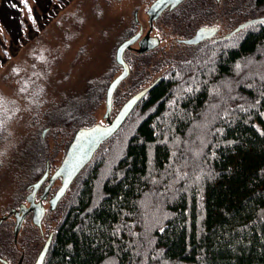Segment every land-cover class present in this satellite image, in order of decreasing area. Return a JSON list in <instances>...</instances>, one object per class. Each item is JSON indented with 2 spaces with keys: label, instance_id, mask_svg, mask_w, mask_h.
Instances as JSON below:
<instances>
[{
  "label": "trees",
  "instance_id": "obj_1",
  "mask_svg": "<svg viewBox=\"0 0 264 264\" xmlns=\"http://www.w3.org/2000/svg\"><path fill=\"white\" fill-rule=\"evenodd\" d=\"M175 1L166 8L185 2ZM251 10L264 17V0H253ZM141 36L124 52L130 71L139 68L126 98L118 99V89L127 77L117 86L111 117L116 99L122 110L139 96L110 136L98 145L100 131L80 133L109 122L94 123L91 114L122 71L79 98L69 111L76 119L53 117L62 121L61 134L73 132L63 159L73 147L91 143L95 149L75 175L74 190L59 201L62 213L43 264H264V19L210 40L154 80L144 63L154 46L142 47ZM0 40V59L10 60L6 32ZM42 135L34 134L31 146L17 145L8 164L26 195L0 214L1 257L10 246L11 255H19L23 228L16 214L28 206L36 182L51 173Z\"/></svg>",
  "mask_w": 264,
  "mask_h": 264
},
{
  "label": "rangeland",
  "instance_id": "obj_2",
  "mask_svg": "<svg viewBox=\"0 0 264 264\" xmlns=\"http://www.w3.org/2000/svg\"><path fill=\"white\" fill-rule=\"evenodd\" d=\"M157 1L42 0L44 5H40L36 0H28L32 9L30 13L28 7L18 0L21 31L17 38L4 31L0 21V36L6 32L9 38L6 48L13 56L10 60L0 59V97H3L0 100V126L1 129L5 127V134H0V214L18 203V199L22 200V194L26 195V192L17 190L14 173L8 167L16 158L14 148L17 145L31 146L34 134H43L49 144L52 174L61 164L73 134L72 130L69 135L60 133L62 121L53 122L55 113L59 117L69 115L71 120L76 119L77 113L70 115L69 111L79 104V98L83 99L98 80L111 81L122 71L116 63V50L125 38L143 30V33L151 32L158 40L148 50L149 62H144L150 64L148 67L153 70L151 76L154 80L168 72L176 62L190 58L210 40L228 35L240 25L263 17L251 10L253 0H214L211 3L208 0H188L189 5L185 0L183 5L168 7L153 19L150 11ZM152 22L153 31L148 30ZM201 29H211L212 35L197 42L185 41L195 37ZM138 42L134 45L138 46ZM134 54L129 52L131 59ZM41 56L45 59H40ZM16 67L19 72L13 71ZM138 68H132L121 82L118 99L126 98V88ZM118 99L114 103L113 116L119 110ZM100 103L101 106L91 114L94 123H105V95ZM35 166L36 163H32L29 168L31 180L38 173V170L33 172ZM75 184L76 180H73L69 194ZM60 185L59 179L52 191ZM62 202L54 210L50 209L49 203L46 204L43 232L35 226L30 215L19 235V255H11L10 250L14 253L15 247L10 246L4 257L16 264L25 249L23 264H33L46 237L55 230L62 213Z\"/></svg>",
  "mask_w": 264,
  "mask_h": 264
},
{
  "label": "water",
  "instance_id": "obj_3",
  "mask_svg": "<svg viewBox=\"0 0 264 264\" xmlns=\"http://www.w3.org/2000/svg\"><path fill=\"white\" fill-rule=\"evenodd\" d=\"M173 2H177L175 0H158L156 2V4L153 5L150 13L152 15V18L154 19L159 12H161L163 9H165L170 3L172 4ZM260 20V19H264V17H260L257 18L255 20ZM252 20V21H255ZM251 22V21H250ZM249 23V22H248ZM247 24V23H246ZM245 24L240 25L237 29H239L240 27H243ZM236 29V30H237ZM212 30L208 29V30H199L198 34L190 39L185 40L186 42H197L200 41L201 39L211 36L212 35ZM142 35V32H138L137 34L131 36L130 38L124 40L123 42H121L116 50V59L117 61L122 65L123 69L122 72L117 75L109 84L108 89H107V94H106V113H105V117L108 121L111 120V113H112V108H113V95L114 92L117 88V86L119 85V83L125 79L129 72H130V66L128 64V62L125 60L124 58V52L126 51L127 48L131 47V45L133 43H135L140 36ZM152 40V45L155 46V44L158 43V40L154 37L151 38ZM145 40V39H144ZM143 41H141V46L143 47ZM139 95L134 96L133 98H131V100L127 103V105L121 110V112L119 113V115L114 118L112 121H110V124L105 126V127H101V129L99 130L101 132L100 137L98 140H96V144H100V142L107 138L108 136H110L118 127L119 125L122 123L123 119L125 118L126 114L129 112V110L131 109V106L134 102H136V100L138 99ZM118 117H120V119H118ZM107 129V130H106ZM94 146L91 143H88L85 145V147H83L82 149L77 151L76 154V149L72 150L74 152H72V154L70 155V151L68 153V155L66 156V158L64 159L63 163L53 172V174L50 176L49 178V184L46 187V193L48 192V190L50 189V187L52 186V184L55 182V180L60 177L61 175H65V179L63 181L62 187L60 190L57 191L55 198L51 201V207L52 209L56 208V204L58 199H60L67 191L72 179L75 177V175L77 174V172L81 169V167L84 165V163L88 160L89 156L91 155V153L94 150ZM49 177V174L46 173L44 174L35 184L33 191L31 192V194L29 195L28 199L29 201H31V206L33 207H39L40 203L35 202V196L37 193V190L39 188V186H41ZM43 211V208H42ZM19 217V216H18ZM19 219V218H18ZM42 220V215L39 214V216L35 217V222L40 224ZM20 221V219H19ZM20 224V222H19ZM19 227V226H18ZM49 243L50 240L47 242V244L44 246V249L39 257V261L40 264H42L44 257L46 256L48 247H49Z\"/></svg>",
  "mask_w": 264,
  "mask_h": 264
},
{
  "label": "flooded vegetation",
  "instance_id": "obj_4",
  "mask_svg": "<svg viewBox=\"0 0 264 264\" xmlns=\"http://www.w3.org/2000/svg\"><path fill=\"white\" fill-rule=\"evenodd\" d=\"M141 37H143V38H142L143 40L145 39V40H144V43H147V42H149V41L152 40L151 38H154V36L151 35V32L143 33ZM120 112H121V110H118L117 113H116L113 117H111V120H110V121H112L114 118H116V117L119 115ZM110 121H109L107 124H105L103 127L109 125V124H110ZM98 145H99V144H98ZM83 147H85V145H80V146L75 147V148L73 147L72 149H70V155L72 154V152H74V151H72V150L76 149V154H77V151L80 150V149H82ZM94 148H95V147H94ZM65 158H66V157H65ZM65 158H64V159H65ZM64 159H63V161H64ZM62 163H63V162H62ZM51 175H52V174H50L49 177H48V179L45 181V184L43 185V191H42V193L40 194L39 197H37V194H38L40 188H42V186H39V188H38V190H37V193H36V196H35V202L40 203V206H39V207H34V206L32 207V206H31L32 203H31V201H30L29 204H28V206L22 209L21 213L19 212L18 214H16L17 216H19V217L16 216V218H19V219L21 220V225H20V226H21V227H20L21 229L24 228V226H25V222H26L27 218H29L30 215H31L32 221L34 222L35 226H36L38 229H40L41 232H43V231H42V222H43V220H44L45 215L47 214V207H46V204L49 203V207H50V209H52V207H51V201L55 198L57 191L61 189L62 184H63V181H64V179H65V175H61L60 177H58V178L55 180V182H56L57 180L60 179V180H61V185H60V187L57 188V189L53 192L52 190H53V188L55 187V182H54V183L52 184V186L50 187V189L48 190V192L46 193L45 190H46L47 185L49 184V178H50ZM73 179H74V178H73ZM73 179H72V180H73ZM71 183H72V181H71ZM71 183H70V185H71ZM70 185H69V186H70ZM68 188H69V187H68ZM67 190H68V189H67ZM52 192H53V194L50 195ZM61 198H62V197H61ZM61 198L58 199L56 206H58L59 201L61 200ZM42 208H43V211H42ZM39 214L42 215V220H41V223H40V224H38V223L35 222V217H36V216H39ZM22 230H23V229H22ZM49 235H50V234H49ZM48 241H49V237L47 236V237H46V240H45V242H44V245H43V247L41 248L40 252L38 253L37 258H36V260H35V262H34L33 264H37V262L39 261V257H40V255H41L43 249H44V246L47 244ZM21 254H22V255L20 256V258H19V260H18V262H17L16 264H23V263H24V259H25V257H26V256H25V255H26L25 249L22 250V253H21ZM0 261H2L3 264H12L11 261H9L6 257H1V256H0ZM42 264H43V262H42Z\"/></svg>",
  "mask_w": 264,
  "mask_h": 264
},
{
  "label": "crops",
  "instance_id": "obj_5",
  "mask_svg": "<svg viewBox=\"0 0 264 264\" xmlns=\"http://www.w3.org/2000/svg\"><path fill=\"white\" fill-rule=\"evenodd\" d=\"M36 1L39 2L40 5H44L41 3L42 0ZM19 9L20 4L18 0H1L0 21L5 27L4 31H6L8 34L11 33L14 38H17L21 31L19 27Z\"/></svg>",
  "mask_w": 264,
  "mask_h": 264
},
{
  "label": "snow or ice",
  "instance_id": "obj_6",
  "mask_svg": "<svg viewBox=\"0 0 264 264\" xmlns=\"http://www.w3.org/2000/svg\"><path fill=\"white\" fill-rule=\"evenodd\" d=\"M22 3L25 4V5L28 7V11L31 13V12H32V9H31V6L28 4V0H22ZM31 18H32L33 21H34V20H35V15H33ZM33 55H35V53H33ZM40 59L43 60V59H45V57L41 56ZM236 68H237V69L240 68V63H239V62H237V64H236ZM13 71H15V72H19L20 69H19L18 67H16V68L13 69ZM177 75H180V73L177 72ZM24 83L27 84L28 81H24ZM249 87H251V85H249ZM187 88H188V91H191V90H192V88H191L190 85H188ZM21 91H26V89L21 88ZM214 91H218V90H217V89H214ZM0 100H3V97H0ZM174 103H175L174 100H170V101H169V104H174ZM17 110H18V109H17ZM223 115L228 116V115H229L228 111H224ZM118 119H120V117H118ZM100 129H101V125H96L94 128H85V129H82V130H81L80 135H81V136H84L85 133L96 132V131H99ZM106 130H107V129H106ZM220 131H222V129H221ZM162 230H163V229H161V231H162ZM37 264H40V261H38Z\"/></svg>",
  "mask_w": 264,
  "mask_h": 264
}]
</instances>
